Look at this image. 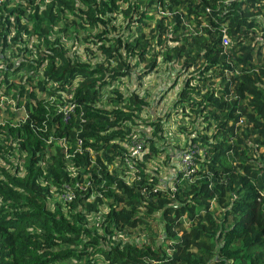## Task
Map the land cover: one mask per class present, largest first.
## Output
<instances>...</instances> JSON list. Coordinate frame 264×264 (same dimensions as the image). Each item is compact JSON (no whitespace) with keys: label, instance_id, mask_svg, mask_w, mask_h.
<instances>
[{"label":"trees","instance_id":"16d2710c","mask_svg":"<svg viewBox=\"0 0 264 264\" xmlns=\"http://www.w3.org/2000/svg\"><path fill=\"white\" fill-rule=\"evenodd\" d=\"M225 2L0 0V264H264V0ZM70 28L103 60L69 55ZM161 64L183 77L164 113L183 148L119 89ZM165 151L186 157L170 180L147 166Z\"/></svg>","mask_w":264,"mask_h":264},{"label":"rangeland","instance_id":"374dc122","mask_svg":"<svg viewBox=\"0 0 264 264\" xmlns=\"http://www.w3.org/2000/svg\"><path fill=\"white\" fill-rule=\"evenodd\" d=\"M155 16V14H154ZM119 20V19H118ZM56 31V28L53 29ZM55 34V33H54ZM59 41L63 44L64 48L68 52L69 55H75L81 61H85L86 63H95L103 60L102 55H98L97 49L89 42L82 41V31L76 28H70L63 34L56 33L55 34ZM50 40H53V34L50 37ZM183 77H175V70H171L169 67L165 65H159L156 70L146 75L140 82L136 79L135 75H132L129 78H123L121 80V84L119 85V89L122 93L128 94L130 92L137 94L138 96L144 98V100L148 103L145 108V113L142 114V120L154 119L156 117L162 120L160 133H161V141L158 145L163 146L168 150L170 146L180 144L181 148L184 144V139L177 131L180 122H177L178 116H170V119H164V113L168 110H171L170 105L175 97V93L177 92L180 84L182 82ZM176 81V85L171 88V86ZM5 103H0V109ZM171 114V112H170ZM1 120V116H0ZM166 120V121H165ZM137 129H141L144 132L145 136H149L151 129L147 126H142ZM188 130L190 128L188 127ZM190 146V144H187ZM167 152V153H166ZM166 154H168V159L166 163L163 161L166 158ZM185 152L178 153L176 156H173L172 153L165 151L164 154L161 155L159 159H155L151 162V165H147L148 168H151L154 163L158 165L159 175L162 180L168 179L172 177V166L174 168L181 169L183 165H185ZM20 163H22V159L20 156H11L10 164H12L18 171L17 173H21ZM4 168L5 166L2 165ZM10 166H8L9 168ZM11 171H14L12 168H9ZM50 190V198L48 200V206L51 207L53 202H62L59 201L60 197L57 196L56 191L53 187L49 188ZM106 210V207L103 205L100 206V211L96 215H88L87 222L88 225L94 226L100 222L99 215L102 214ZM152 226H154V230L158 233L160 225H158L157 221H152ZM139 230V228H138ZM131 239V240H144L146 238V234L144 232H138L136 229L133 230L128 236L123 237V239Z\"/></svg>","mask_w":264,"mask_h":264},{"label":"built area","instance_id":"2783aa9c","mask_svg":"<svg viewBox=\"0 0 264 264\" xmlns=\"http://www.w3.org/2000/svg\"><path fill=\"white\" fill-rule=\"evenodd\" d=\"M234 0H226L225 3H230ZM228 44L227 37L224 34V30H222V37H221V45L225 47ZM69 108H72V106H69ZM144 153L142 150V142L138 141L134 145L128 148L127 154L123 158V162L125 163L127 169L125 171V174L128 175L127 177H124V180L128 181L129 179L133 178L132 168H133V160H139L141 155ZM75 188H79L80 186L75 184ZM58 197H61L63 200L69 201L73 197V192L66 186H64L63 193L59 195Z\"/></svg>","mask_w":264,"mask_h":264}]
</instances>
